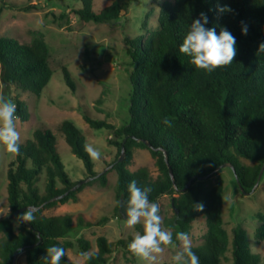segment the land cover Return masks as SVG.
<instances>
[{
    "label": "trees",
    "instance_id": "1",
    "mask_svg": "<svg viewBox=\"0 0 264 264\" xmlns=\"http://www.w3.org/2000/svg\"><path fill=\"white\" fill-rule=\"evenodd\" d=\"M80 1L82 8L72 13L85 22L107 23L118 19L127 9L126 4L114 1L96 12L92 9V0ZM225 6L232 11H218ZM201 12L208 17L206 27H214L217 34L225 27L237 41V54L232 64L211 73L196 69L190 63V57L179 51L189 24ZM157 23L158 27L147 32L146 37L127 39L132 69L129 121L116 127L82 111L84 121L91 128L106 129L111 133L109 143L117 148L115 159L108 165L117 173L116 212L121 216L120 201L128 199L127 186L135 180L138 186L152 189L151 201L158 203L163 196L171 198L174 214L165 220L164 226L171 230L174 240L177 232L189 234L198 216L205 217L204 242L192 247L200 264H222L228 252L232 264H261V258L252 251L242 226L232 230L229 246L230 234L222 214V170L214 171L225 163H232L247 192L254 188L264 165V53L257 54L259 45L264 43V0L165 1L160 6ZM245 26L246 35L242 34ZM50 53L40 32H32L27 43L0 36L3 84L6 88L14 87L20 92L40 96L53 75ZM62 73L67 86L75 90L69 71L64 68ZM15 104L17 118L27 121L29 113L25 102L16 100ZM165 118L171 121V127L164 124ZM59 131L72 153L83 161L86 177L94 179L72 190L78 182L72 181L66 173L56 150L55 136L44 126L36 129L31 139L20 143V154L15 155L7 170L10 217L0 218V264H13L15 252L24 253L26 264H46L43 259L46 248L53 245L66 251L72 248L74 244L64 239L74 229L73 216L45 215L44 210L78 200L77 194L94 181L102 186L107 184V172L94 170L77 127L64 120ZM123 146L126 157L120 162ZM135 148L149 150L159 172L156 179L150 177L145 167L135 171L129 169ZM239 158L251 160L256 165L245 166ZM42 175L45 177L43 193L37 186ZM191 179L190 187L184 190ZM57 197L61 198L54 200ZM196 204H202L203 210H194ZM27 207L36 215L32 229L18 222L16 230L11 214L20 210L16 214L18 218ZM259 217L264 221V215ZM78 225L88 227L93 224L79 219ZM40 239L41 243L33 246ZM256 239L264 240L263 224L257 228ZM78 244L82 252L90 249L87 240L79 239ZM96 244L97 250L91 252L94 255L85 264H106L107 256L112 252L111 244L102 236L97 238ZM117 244L127 245L124 240ZM61 264L75 263L66 254Z\"/></svg>",
    "mask_w": 264,
    "mask_h": 264
},
{
    "label": "rangeland",
    "instance_id": "2",
    "mask_svg": "<svg viewBox=\"0 0 264 264\" xmlns=\"http://www.w3.org/2000/svg\"><path fill=\"white\" fill-rule=\"evenodd\" d=\"M114 1L126 4V11L116 20L96 23L81 21L72 13L82 8L80 0H0V36L27 43L31 40L32 32H40L51 52L49 61L53 75L40 96L32 92H20L14 87L6 88L1 80L0 64V95L14 102L24 101L29 113L27 121L22 122L18 118L16 120L21 136L20 143L31 139L33 132L41 126L51 130L66 173L72 181L80 183L87 179L84 163L72 153L64 135L59 131L61 122L68 120L81 132L84 146L88 144L100 151L101 158L92 160L94 170L107 172L106 186L94 181L77 194L78 200L59 203L43 212L45 215L73 216L74 229L64 240L74 244L67 249L66 254L75 264H85L78 240H87L90 244L87 252H93L97 250L96 240L101 236L112 247L106 264H146L127 247L135 232H142V226L138 224L134 228H127L125 219L116 212L117 173L108 166L117 154V148L109 143L111 133L106 129L91 128L84 121L82 111L96 120H106L116 127L129 121L132 93L129 76L132 69L127 55V39L141 35L146 37L147 32L155 30L158 27L160 6L163 2L172 0H92V9L100 11ZM25 7L30 8L24 10ZM64 68L71 74L75 90L65 83L62 73ZM14 158L15 155L8 153L0 144V218L10 217L7 170ZM239 161L245 166L256 165L244 158H239ZM142 167L148 169L152 179H156L159 172L149 150L135 148L133 163L129 169L135 171ZM220 175L224 181L222 214L230 234L229 246L232 230L242 226L247 232L252 251L260 256L261 264H264V240L256 239L257 228L264 225L259 217L264 215V171L258 186L246 193L240 189L231 168H222ZM44 179L42 175L37 182L41 193L44 192ZM158 203L163 218L162 227L171 231L164 226L165 220L174 214L171 198L163 196ZM105 218L107 220H103ZM79 219L93 225L79 226ZM14 223L18 230L19 223ZM206 231L205 217L198 216L189 233L192 247L200 246L204 242ZM119 240H124L127 245L117 244ZM177 250L178 247L165 246L156 264H173L172 257ZM226 257L222 264H232L230 252ZM16 264H26L24 253L18 254Z\"/></svg>",
    "mask_w": 264,
    "mask_h": 264
},
{
    "label": "clouds",
    "instance_id": "3",
    "mask_svg": "<svg viewBox=\"0 0 264 264\" xmlns=\"http://www.w3.org/2000/svg\"><path fill=\"white\" fill-rule=\"evenodd\" d=\"M219 12L232 11L227 6L218 9ZM208 17L204 12L199 17L192 20L182 43L179 46L180 53L190 57V63L196 69L205 70L209 73L217 68L225 67L234 61L237 54L236 38L225 27H221L219 34L215 28H209ZM242 34H247V27L242 28ZM264 53V43L258 47V52ZM16 104L15 102L0 95V144L10 154H20V132L16 126ZM164 124L172 126L169 119L165 118ZM85 152L92 160H99L101 153L91 145L85 144ZM129 194L126 201L121 202L124 209L125 226L134 228L136 225L142 226V232L137 231L133 235L127 247L137 258L146 264H156L158 256L164 252L165 246L177 248L172 257L173 264H200V258L192 250V241L188 233L180 231L175 234L162 227L163 218L160 215V205L149 199L152 189L150 187H140L135 180L127 186ZM196 211H202L203 205L196 204ZM20 222L33 224L36 219L35 211L27 207L18 218ZM39 238V237H37ZM175 241H179V246ZM94 253L82 252L81 257L84 261L90 260ZM66 256V250L59 246L46 248V255L43 258L46 264H61L62 258Z\"/></svg>",
    "mask_w": 264,
    "mask_h": 264
},
{
    "label": "water",
    "instance_id": "4",
    "mask_svg": "<svg viewBox=\"0 0 264 264\" xmlns=\"http://www.w3.org/2000/svg\"><path fill=\"white\" fill-rule=\"evenodd\" d=\"M144 143H145L148 147H150V144H149L148 142H144ZM125 157H126V152H125V147L123 146V147H122V151H121V156H120V158H119V161L122 162V161L125 159ZM224 167H229V168H231V169L233 170V172H234L235 175H236L237 182H238V185H239L240 189H241L243 192H245L243 186H242L241 183H240L239 177H238V175L236 174L235 166H234L232 163H225V164L221 165L219 168H217V169L214 171V173L219 172V171L222 170V168H224ZM263 171H264V165H263L262 168H261V171H260V173H259L258 179H257V181H256V184H255L253 190L258 186V184H259V182H260V180H261V177H262ZM170 176H171L172 182H173V184H174V187L177 189V186H176V183H175V178H174V175H173V172L171 171V169H170ZM93 179H94V178H87V179H85L84 181L78 183L77 186L73 187L72 190H76V189H77L79 186H81L82 184H85V183H87L88 181L93 180ZM191 182H192V179H191V180L189 181V183L186 185V187L184 188V190H186L187 188L190 187ZM245 193H246V192H245ZM61 197H63V196H61ZM61 197H57V198H55L54 200H57V199H59V198H61ZM123 201H125V200L122 199V200L120 201V204H119V211H120L121 216L125 219L126 217H125V215H124V209L121 208V202H123ZM18 212H20V210H18V211H16L15 213H12V214H11V218H12L13 221H15V222H20V221L17 219V217H16V214H17ZM21 223L26 224L27 227H28L29 229H32V226H31L30 223H26V222H21ZM40 243H41V239H40V241H39L38 243H36V244L33 245V246H37V245L40 244ZM17 256H18V252H15V253H14V257H13V261H12L13 264H16Z\"/></svg>",
    "mask_w": 264,
    "mask_h": 264
}]
</instances>
